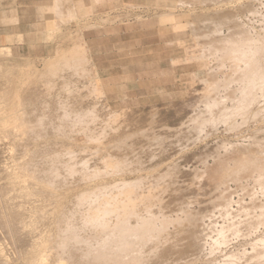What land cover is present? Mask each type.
I'll return each mask as SVG.
<instances>
[{
	"label": "rangeland",
	"instance_id": "rangeland-1",
	"mask_svg": "<svg viewBox=\"0 0 264 264\" xmlns=\"http://www.w3.org/2000/svg\"><path fill=\"white\" fill-rule=\"evenodd\" d=\"M50 4L28 51L0 45V264H56L59 227L92 191L153 218L171 249L153 236L142 264H264V173L216 170L242 146L264 155V101L236 116L254 73L214 49L240 29L264 35V0Z\"/></svg>",
	"mask_w": 264,
	"mask_h": 264
},
{
	"label": "bare ground",
	"instance_id": "bare-ground-1",
	"mask_svg": "<svg viewBox=\"0 0 264 264\" xmlns=\"http://www.w3.org/2000/svg\"><path fill=\"white\" fill-rule=\"evenodd\" d=\"M58 4L59 3L57 2V4H55V5L58 6ZM54 6H53V8H54ZM58 9L59 8H57V10ZM52 11H56V9L54 8ZM247 12L252 13V14L254 13V15H255L256 10L251 9V10H248ZM243 15H244V13H243ZM250 16H252V15H250ZM227 20H229V19H227ZM231 20L232 19H230V22L232 23L233 20L232 21ZM234 22H236V21H234ZM245 23H246V21H245ZM252 23H254V21ZM218 25H220V23ZM236 25L233 26V24H232L233 28L235 27L234 31L238 28V27L236 28ZM239 25H241V24H238L237 26H239ZM261 25H263V24H260V26ZM246 26L248 28V25H246ZM216 27H218V26H216ZM239 29H240V27H239ZM257 29H258V27H257ZM252 31L240 29V31L232 33L231 35H228V36L225 35V37L222 36L223 38H221L219 41H224V42L227 41L228 45L226 44V46L224 48L218 47V46L216 48H214V49H218L220 51L221 56L225 60V62L230 63L229 66H230V69H231L233 74L241 73V74L248 75L250 73H254V76L248 77L244 82L245 83L244 86L240 87V92H242V94L240 95L239 98H237L235 100V101H238V103L236 105L237 106L236 116H239L242 114V118L244 115H246V112H248V109L252 108L255 104L258 107L257 110L260 108V105L258 106L260 99H263V101H264V92L261 95H257L256 94L257 91L254 90L255 82L258 79V77L260 76V70H259L260 66H263L261 64V61L264 60V43L260 42L259 40L264 35H261L260 33H258V31L256 32V28H255L254 33H251ZM260 32H263V31L260 30ZM233 39H235L236 41H234ZM257 44H262V45L258 46ZM239 45H243L245 47L237 48ZM81 51L84 52L85 49L83 51V47H81L80 43L75 44L73 52H81ZM220 53H219V55H220ZM79 63H81V62H79ZM242 64H246L247 67L248 66H250V67L241 68ZM76 66H77V64H76ZM251 91H252V94H251ZM233 100L234 99H232V102H233ZM255 110H256V108H255ZM243 112L245 114H243ZM248 114H250V113L248 112ZM248 114L244 117H248ZM68 115L66 113V116H68ZM76 118H79V117H76ZM81 121H82V119H81ZM81 121H79V122H81ZM84 125L85 124H83V126ZM93 125H94V123H93ZM61 126H63V125H61ZM85 129L88 130L87 127L86 128L84 127V130ZM92 131H94V129ZM90 134H91V131H90ZM92 136L94 137V135L91 134V137ZM258 146L256 147L255 150H250L249 149L250 147L246 148V147L242 146L241 151H242V153H244V156L232 159L230 161L228 160V158H226V159L224 158L225 159L224 161H222V159H221L222 165H221V167L218 165V168H216V170L229 169L231 164L242 163L245 166L247 164L251 165L254 169H257L258 172L264 173V155L262 154V152L260 151V147L258 148ZM110 158H112V157H110ZM99 161L102 162L101 159ZM217 161H219V159H217ZM221 161H219V162L221 163ZM215 162H216V160H215ZM63 164H65V163H63ZM68 166H65V167H68ZM74 171H75V169H74ZM83 175H85V174H83ZM85 177H87V175ZM85 177H83V178L85 179ZM87 178H90L92 180L94 177L89 176ZM86 180L88 181V179H86ZM105 186H107V185H104V187ZM98 187H96V189ZM93 189H95V188H93ZM79 195L80 196H77V195L76 196L81 197V199L78 200V201H80L78 203L82 204V206L81 207L79 206L81 208V210L78 209L79 210V213H78L79 214V220L75 219V220H77V222L78 221L79 222L78 223L71 222L70 219H74V218H72L73 215H71V216L66 215V217H69L70 219L69 218L66 219V221L63 222L64 224L62 223L63 225L61 227H59L57 225L59 227V240L57 242H58V245L61 249L60 250L61 253L58 255V259H57L56 264H142V263H145L143 261L144 259L142 260L140 257L141 254H139L140 250H141V252L143 250L141 248L144 247V245L148 244L149 242L152 243L153 240H152V242L150 240L153 239V236H156L155 242L157 241V237L159 236V234H158L159 229H157L153 218L151 216H148V215L143 216L134 208L129 209L126 204H123L122 202H120L116 199H110L107 195L101 194L100 192L98 194L96 191H92L89 193L84 192V193H81ZM71 208H72V206H71ZM78 210H76V212ZM78 214L75 213L76 218H77ZM158 240L159 241H157V243L159 242L158 244H162L161 249H163V250L171 249V248H165L164 247L165 243H167L166 240H162L159 237H158ZM171 245H172V243H171ZM175 246L176 245L173 243V246H171V247L174 248ZM155 247H156V245H155ZM261 250L262 249H260L259 252H261ZM143 253H144V251H143ZM52 257L55 258L54 256H52ZM142 258H143V256H142ZM175 261H178V259ZM51 262H54V261L52 260ZM164 262L167 264L165 259H164ZM171 262H172V260H171ZM36 263H37V261H36ZM39 263H41V262H39ZM49 264H50V262H49Z\"/></svg>",
	"mask_w": 264,
	"mask_h": 264
},
{
	"label": "crops",
	"instance_id": "crops-1",
	"mask_svg": "<svg viewBox=\"0 0 264 264\" xmlns=\"http://www.w3.org/2000/svg\"><path fill=\"white\" fill-rule=\"evenodd\" d=\"M51 0H0V45L11 51L12 54H20L29 50V46L35 45L37 38L35 32L38 20L37 14L49 6ZM51 5V4H50ZM5 12L7 17L17 19L13 24H5L1 21V15ZM16 16V17H15ZM46 28V20L43 21ZM31 52V51H30ZM35 50H32L34 54Z\"/></svg>",
	"mask_w": 264,
	"mask_h": 264
}]
</instances>
